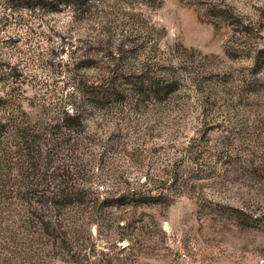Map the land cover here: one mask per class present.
<instances>
[{
	"label": "rangeland",
	"instance_id": "obj_1",
	"mask_svg": "<svg viewBox=\"0 0 264 264\" xmlns=\"http://www.w3.org/2000/svg\"><path fill=\"white\" fill-rule=\"evenodd\" d=\"M48 7L0 8V264H264V0Z\"/></svg>",
	"mask_w": 264,
	"mask_h": 264
},
{
	"label": "trees",
	"instance_id": "obj_2",
	"mask_svg": "<svg viewBox=\"0 0 264 264\" xmlns=\"http://www.w3.org/2000/svg\"><path fill=\"white\" fill-rule=\"evenodd\" d=\"M35 1V2H33ZM50 1V2H48ZM90 1L92 0H0V8H2L1 10L4 9H10L12 11L17 10V9H44L47 8V10H53L52 7H48L50 4H52L53 2H55L56 4H67L70 5L72 7V10L75 11L78 9V7L80 5H87L90 4ZM2 21V18L0 16V23ZM3 81V80H2ZM163 89V88H161ZM8 92H6V97L8 96ZM1 96H0V100H1ZM72 118V117H71ZM51 200H53V198H51ZM58 202V200H55ZM141 201H146V200H141ZM56 202V204H57ZM58 206V204H57ZM51 208H54V204H50ZM63 207V206H61ZM47 224V223H45Z\"/></svg>",
	"mask_w": 264,
	"mask_h": 264
}]
</instances>
